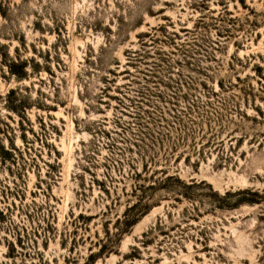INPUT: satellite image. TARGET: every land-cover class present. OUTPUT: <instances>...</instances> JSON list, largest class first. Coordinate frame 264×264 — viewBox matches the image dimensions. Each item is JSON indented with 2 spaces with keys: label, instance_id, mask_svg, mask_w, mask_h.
Instances as JSON below:
<instances>
[{
  "label": "rangeland",
  "instance_id": "rangeland-1",
  "mask_svg": "<svg viewBox=\"0 0 264 264\" xmlns=\"http://www.w3.org/2000/svg\"><path fill=\"white\" fill-rule=\"evenodd\" d=\"M0 145V264H264V0H0Z\"/></svg>",
  "mask_w": 264,
  "mask_h": 264
},
{
  "label": "trees",
  "instance_id": "trees-1",
  "mask_svg": "<svg viewBox=\"0 0 264 264\" xmlns=\"http://www.w3.org/2000/svg\"><path fill=\"white\" fill-rule=\"evenodd\" d=\"M25 68L26 66H19L13 62L7 65L10 77L15 78L17 81H22L27 78ZM15 95L16 91L14 90H11L7 93L5 108L10 112L18 114L19 116H24L26 112V105L23 102H18L15 99ZM21 119L24 120L23 117H21ZM0 150V161L4 164H6L7 161H11L14 164L15 160L13 158V152H11L9 149H5L2 145H0ZM15 150L16 149H14V151Z\"/></svg>",
  "mask_w": 264,
  "mask_h": 264
}]
</instances>
